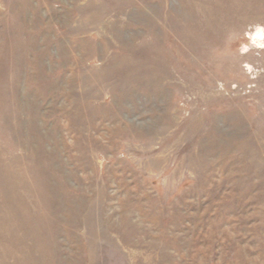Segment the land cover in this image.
Listing matches in <instances>:
<instances>
[{"label":"rangeland","instance_id":"obj_1","mask_svg":"<svg viewBox=\"0 0 264 264\" xmlns=\"http://www.w3.org/2000/svg\"><path fill=\"white\" fill-rule=\"evenodd\" d=\"M0 264H264V0H0Z\"/></svg>","mask_w":264,"mask_h":264}]
</instances>
